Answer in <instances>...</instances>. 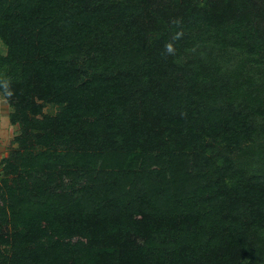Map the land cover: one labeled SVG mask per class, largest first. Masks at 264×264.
Instances as JSON below:
<instances>
[{
  "label": "trees",
  "instance_id": "obj_1",
  "mask_svg": "<svg viewBox=\"0 0 264 264\" xmlns=\"http://www.w3.org/2000/svg\"><path fill=\"white\" fill-rule=\"evenodd\" d=\"M0 41V264H264V0H0Z\"/></svg>",
  "mask_w": 264,
  "mask_h": 264
},
{
  "label": "rangeland",
  "instance_id": "obj_2",
  "mask_svg": "<svg viewBox=\"0 0 264 264\" xmlns=\"http://www.w3.org/2000/svg\"><path fill=\"white\" fill-rule=\"evenodd\" d=\"M6 49L0 41V55H4ZM12 109L7 102L0 95V161L6 158L9 152L17 147L15 143V137L19 134V128L17 125H11L9 122V115ZM58 109L55 106H46L44 113L54 115ZM1 170V162H0Z\"/></svg>",
  "mask_w": 264,
  "mask_h": 264
}]
</instances>
